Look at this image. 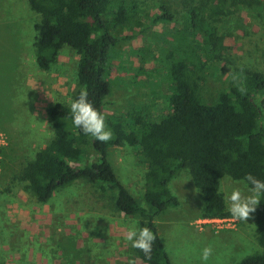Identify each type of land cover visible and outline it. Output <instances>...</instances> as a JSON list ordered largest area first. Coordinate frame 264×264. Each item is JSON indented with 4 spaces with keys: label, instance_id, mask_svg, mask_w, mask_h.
<instances>
[{
    "label": "rangeland",
    "instance_id": "rangeland-1",
    "mask_svg": "<svg viewBox=\"0 0 264 264\" xmlns=\"http://www.w3.org/2000/svg\"><path fill=\"white\" fill-rule=\"evenodd\" d=\"M128 1L139 12L135 22L113 32L117 42L105 70L107 128L113 117L129 125L135 116L155 122L169 112L171 61L188 66L208 105L217 102L220 92L242 84L245 73L264 76V0ZM190 11L200 13L194 29L186 24ZM165 12L169 21H155ZM40 21L27 0H0V132L5 137L0 149V264H128L132 258L146 264L125 239L133 224L139 228V219L115 209L106 184L80 180L39 202L28 183L16 178L54 135L47 109L57 103L70 108L80 90L79 56L72 48H61L48 70L38 68L34 26ZM255 101L264 125V92ZM106 155L119 182L146 207V158L128 144L110 147ZM95 159L96 150L86 146L78 165ZM169 186L179 205L156 215L154 223L170 264H236L264 252L254 213L237 230L199 229L203 203L188 170L174 175ZM234 188L247 195L242 180L221 178L227 209L226 197ZM208 246L213 255L204 262L201 254Z\"/></svg>",
    "mask_w": 264,
    "mask_h": 264
},
{
    "label": "trees",
    "instance_id": "trees-1",
    "mask_svg": "<svg viewBox=\"0 0 264 264\" xmlns=\"http://www.w3.org/2000/svg\"><path fill=\"white\" fill-rule=\"evenodd\" d=\"M27 2L41 16V21L34 26L38 68L48 70L57 62L64 46L75 50L79 56L80 90L73 100L82 90L87 91L88 100L103 114L104 100L110 93L105 70L110 48L117 42L113 32L137 20L138 5L128 0ZM162 9L165 8L162 6ZM187 15L186 24L194 29L201 20L200 13L190 11ZM170 18L165 12L155 21ZM168 71L172 83L169 112L155 122L135 116L129 125L113 117L107 123L113 139L107 143L85 136L75 127L69 107L60 103L50 106L47 114L54 135L16 177L28 183L39 202H46L57 189L80 180L106 184L113 193L115 209L138 218L139 228L149 227L156 236L151 260H146L144 253L134 248L146 264H170L154 217L168 207L179 205L169 186L179 171L187 169L193 185L200 191L201 217L231 216L219 191L222 177L243 181L247 174H252L264 181V125L259 120L261 107L255 101V96L264 92V76L245 73L242 84L220 92L217 102L208 105L199 96V85L185 63L171 61ZM261 104L264 106V101ZM122 144L137 147L147 160L143 192L146 207L119 182L107 160V149ZM86 146L96 150V161L79 166ZM260 199L254 217L257 241L264 250V195ZM236 264H264V252L246 256Z\"/></svg>",
    "mask_w": 264,
    "mask_h": 264
},
{
    "label": "clouds",
    "instance_id": "clouds-1",
    "mask_svg": "<svg viewBox=\"0 0 264 264\" xmlns=\"http://www.w3.org/2000/svg\"><path fill=\"white\" fill-rule=\"evenodd\" d=\"M70 111L73 125L80 129L85 136H90L103 143L113 139V132L107 128L104 115L94 108L88 100L87 91L82 90L79 97L70 103ZM242 182H246L248 185L247 195L242 193L239 188H234L226 197V200L227 210L231 217L234 220L246 222L261 202L260 198L264 195V181L257 179L252 174H247ZM125 239L131 243L133 248L142 251L146 260H151L152 246L156 236L149 227L137 228L133 224L127 230ZM212 255V247H205L202 250L201 259L207 262ZM128 264H136L135 258L129 259Z\"/></svg>",
    "mask_w": 264,
    "mask_h": 264
},
{
    "label": "built area",
    "instance_id": "built-area-1",
    "mask_svg": "<svg viewBox=\"0 0 264 264\" xmlns=\"http://www.w3.org/2000/svg\"><path fill=\"white\" fill-rule=\"evenodd\" d=\"M5 145V137L0 132V149ZM240 221L234 220L231 216L228 217H201L196 220V226L199 229L209 227L212 231L218 233L226 230H237Z\"/></svg>",
    "mask_w": 264,
    "mask_h": 264
},
{
    "label": "crops",
    "instance_id": "crops-1",
    "mask_svg": "<svg viewBox=\"0 0 264 264\" xmlns=\"http://www.w3.org/2000/svg\"><path fill=\"white\" fill-rule=\"evenodd\" d=\"M221 180V179H220ZM220 180H219V182H220ZM219 191H220V189H219Z\"/></svg>",
    "mask_w": 264,
    "mask_h": 264
}]
</instances>
